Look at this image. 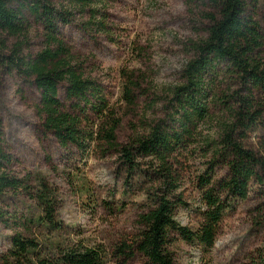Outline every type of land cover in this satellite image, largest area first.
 I'll return each instance as SVG.
<instances>
[{"label":"trees","instance_id":"16d2710c","mask_svg":"<svg viewBox=\"0 0 264 264\" xmlns=\"http://www.w3.org/2000/svg\"><path fill=\"white\" fill-rule=\"evenodd\" d=\"M112 1L64 0L56 5L36 0L31 9L44 27L47 45L35 56H22L17 44L7 55L6 43L0 40V73L4 65L34 78L40 91L43 129L56 137L66 153L76 148L83 156L92 146L114 150L123 167L137 174L134 180L142 187L149 207L139 216L138 233L114 246L115 259L127 264L139 254L145 264H180L179 239L198 242L206 249L213 247L233 201L258 196L254 214L257 225H264V33L258 18L264 0H210L215 12L206 13L210 20L207 36L192 42L195 55L185 66L184 82L173 88L165 104L166 116L154 120L146 132L134 135L126 144L118 141L121 119L110 105L104 83L84 71L62 36L63 27L76 24L90 36L104 34L116 41L108 22ZM77 15L86 18L77 21ZM24 30L19 11L9 6V0H0V32L19 35ZM223 73L237 88L224 95L225 117L215 135L200 140L209 160L197 176L204 209L198 228L191 229L177 219V211L187 204L179 158L192 151L189 147L203 135L201 125L211 120L214 80ZM63 83L65 101L59 95ZM138 88L132 78L124 84L123 98L130 105L137 99ZM14 161L5 143L0 112V221L6 225L13 221L6 206L8 198L34 203L29 215L14 219L22 229L14 230L2 263L107 264L109 252L102 244L55 246L53 233L64 227L58 219L57 189L43 176H19L12 169ZM47 161L53 164L50 155ZM221 168L227 169L224 177L217 176L216 170ZM247 264H264V246Z\"/></svg>","mask_w":264,"mask_h":264},{"label":"rangeland","instance_id":"374dc122","mask_svg":"<svg viewBox=\"0 0 264 264\" xmlns=\"http://www.w3.org/2000/svg\"><path fill=\"white\" fill-rule=\"evenodd\" d=\"M50 1L58 5L64 0ZM35 4L36 0H9V6L18 10L24 20L25 30L19 35L0 32L7 55L17 44L22 56H35L46 47L44 27L31 9ZM209 12H215L210 0H113L108 22L116 41L104 34L90 36L76 24L63 27L62 36L79 57L84 71L106 87L110 105L121 119L117 130L120 143H128L134 135L146 132L154 120L166 116L165 104L173 88L184 82L185 66L195 55L192 42L207 36L210 20L206 13ZM263 14L261 8L258 18L264 33ZM85 18L76 16L77 21ZM130 78L139 87L133 105L123 98L124 84ZM214 81L212 118L201 125L203 135L195 141L197 144L189 147L192 151L180 156L178 163L187 204L177 211V219L191 229L198 228L204 209L197 176L209 160L200 140L215 135L225 117L224 95L237 88L226 73ZM59 95L66 100V83L61 84ZM39 103L40 91L34 78L3 65L0 112L5 143L15 159L13 171L21 177L31 175L32 179L43 176L57 189L61 204L58 219L64 227L53 233L55 246L102 244L109 252L107 264H124L113 256L114 246L138 233L139 216L149 207L142 187L134 180L137 174L123 167L114 150L103 151L92 146L83 156L76 148H71V154L66 153L56 137L43 129ZM49 155L53 164L47 161ZM216 171L218 177L227 174L226 168ZM258 202L254 194L245 201H233L220 225L216 243L209 249L198 242L179 239L176 245L179 263L247 264L264 246V225H257L254 214ZM6 206L13 221L9 225L0 221V264L11 247L14 230L22 229L14 219L29 215L34 203L26 198L10 197ZM127 264H145V258L138 254Z\"/></svg>","mask_w":264,"mask_h":264}]
</instances>
